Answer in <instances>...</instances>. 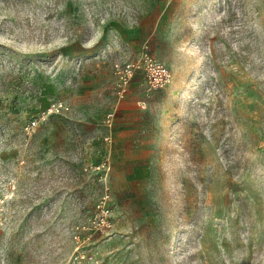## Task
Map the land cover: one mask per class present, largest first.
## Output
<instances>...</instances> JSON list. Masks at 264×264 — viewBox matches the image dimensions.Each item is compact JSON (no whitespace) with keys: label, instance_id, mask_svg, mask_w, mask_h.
I'll return each mask as SVG.
<instances>
[{"label":"rangeland","instance_id":"374dc122","mask_svg":"<svg viewBox=\"0 0 264 264\" xmlns=\"http://www.w3.org/2000/svg\"><path fill=\"white\" fill-rule=\"evenodd\" d=\"M146 1L128 46L143 0H0V264H264V0ZM143 43L170 81L120 97Z\"/></svg>","mask_w":264,"mask_h":264},{"label":"built area","instance_id":"2783aa9c","mask_svg":"<svg viewBox=\"0 0 264 264\" xmlns=\"http://www.w3.org/2000/svg\"><path fill=\"white\" fill-rule=\"evenodd\" d=\"M138 56L130 61L122 63L114 62L113 70L116 76L117 93L120 97L126 93V90L131 83L136 71H142L143 84L148 91H154L164 88L170 81L171 72L169 67L162 61L154 58L149 52L147 45L141 48ZM69 103L64 101H53L44 109L38 112L34 117L30 118L23 126L25 134H30L35 127L43 123L50 114L67 109ZM115 115L114 110H109L106 113L105 120L108 125ZM95 168H98L95 167ZM102 228L109 229L111 224L107 220L109 218V210L103 204L98 207ZM89 253V254H88ZM79 251L78 246L75 247L72 255L69 258L68 264H90L94 254L88 251ZM96 261V260H95ZM94 263V262H93Z\"/></svg>","mask_w":264,"mask_h":264},{"label":"crops","instance_id":"0c3cea01","mask_svg":"<svg viewBox=\"0 0 264 264\" xmlns=\"http://www.w3.org/2000/svg\"><path fill=\"white\" fill-rule=\"evenodd\" d=\"M147 1L146 0H143L142 2V6L138 9L136 8L135 10V15L137 17V20L135 23L132 24V26L130 28H128L126 31H125V37H124V40H125V43L129 45L131 44H135L134 40H131L132 37H136V38H139L141 35H145V30L143 31V28H142V21L145 20L147 22H152V26L150 28H152V34L156 33V32H159L160 28H161V23L162 22V18H163V13L162 12H159V13H154L153 16H151V10L148 9L147 5L148 3H146ZM143 37V36H142ZM144 45H147L145 43L143 44H138V47L140 50L142 47H144ZM148 47V45H147ZM136 50V49H134ZM149 50V48H148ZM138 51V50H137ZM137 51H134V52H137ZM150 52V51H149ZM139 53V51H138ZM151 53V52H150ZM143 73L142 71H136L135 74H134V77L132 79V85L133 84H143Z\"/></svg>","mask_w":264,"mask_h":264}]
</instances>
